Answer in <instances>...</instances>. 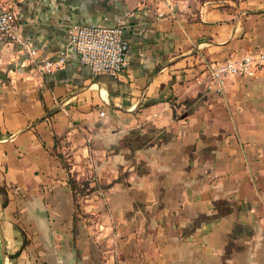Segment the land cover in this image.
<instances>
[{"label":"crops","instance_id":"0c3cea01","mask_svg":"<svg viewBox=\"0 0 264 264\" xmlns=\"http://www.w3.org/2000/svg\"><path fill=\"white\" fill-rule=\"evenodd\" d=\"M9 1L37 55L0 45L8 263L264 264V68L205 80L264 45V0ZM121 19L120 77L40 71L73 25Z\"/></svg>","mask_w":264,"mask_h":264},{"label":"built area","instance_id":"2783aa9c","mask_svg":"<svg viewBox=\"0 0 264 264\" xmlns=\"http://www.w3.org/2000/svg\"><path fill=\"white\" fill-rule=\"evenodd\" d=\"M18 43L29 53L33 62L37 50L21 35L18 15L9 0H0V45ZM129 43L124 38V20L117 26L73 25L69 29V47L59 51L57 58L46 59L39 69L51 73L65 65L76 54L88 65L93 77H120L129 67ZM264 68V45L239 58L205 61V80L210 88L222 92L228 80L237 75H250ZM104 114V112H102Z\"/></svg>","mask_w":264,"mask_h":264},{"label":"water","instance_id":"95a60500","mask_svg":"<svg viewBox=\"0 0 264 264\" xmlns=\"http://www.w3.org/2000/svg\"><path fill=\"white\" fill-rule=\"evenodd\" d=\"M0 235H1V258L2 264H5L6 259V239L4 234V229L0 220Z\"/></svg>","mask_w":264,"mask_h":264},{"label":"trees","instance_id":"16d2710c","mask_svg":"<svg viewBox=\"0 0 264 264\" xmlns=\"http://www.w3.org/2000/svg\"><path fill=\"white\" fill-rule=\"evenodd\" d=\"M71 185H72V188L74 189V190H79V188L81 187V185L76 181V179H72L71 178ZM85 185V183H82V185ZM6 202V201H5Z\"/></svg>","mask_w":264,"mask_h":264},{"label":"rangeland","instance_id":"374dc122","mask_svg":"<svg viewBox=\"0 0 264 264\" xmlns=\"http://www.w3.org/2000/svg\"><path fill=\"white\" fill-rule=\"evenodd\" d=\"M0 190H2L1 186H0ZM0 211H1V209H0ZM0 264H2V258H1V235H0ZM5 264H9L7 258L5 259Z\"/></svg>","mask_w":264,"mask_h":264}]
</instances>
